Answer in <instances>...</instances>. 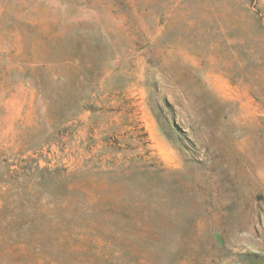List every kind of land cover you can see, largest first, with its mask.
<instances>
[{
	"label": "rangeland",
	"instance_id": "obj_1",
	"mask_svg": "<svg viewBox=\"0 0 264 264\" xmlns=\"http://www.w3.org/2000/svg\"><path fill=\"white\" fill-rule=\"evenodd\" d=\"M0 264H264V0H0Z\"/></svg>",
	"mask_w": 264,
	"mask_h": 264
}]
</instances>
